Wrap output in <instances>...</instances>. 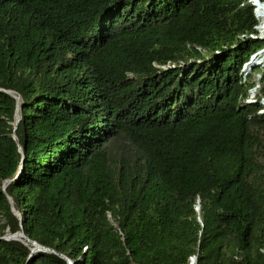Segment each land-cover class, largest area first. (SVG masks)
Returning a JSON list of instances; mask_svg holds the SVG:
<instances>
[{
	"label": "trees",
	"instance_id": "16d2710c",
	"mask_svg": "<svg viewBox=\"0 0 264 264\" xmlns=\"http://www.w3.org/2000/svg\"><path fill=\"white\" fill-rule=\"evenodd\" d=\"M256 23L248 0H0V264H67L20 225L73 264H264Z\"/></svg>",
	"mask_w": 264,
	"mask_h": 264
},
{
	"label": "water",
	"instance_id": "95a60500",
	"mask_svg": "<svg viewBox=\"0 0 264 264\" xmlns=\"http://www.w3.org/2000/svg\"><path fill=\"white\" fill-rule=\"evenodd\" d=\"M9 94H11L15 99H16V110H15V114H14V124H13V135H12V138L13 139H16V136L14 134V129L16 128V125H17V122L19 120V116H18V113H17V108H18V103H19V97L17 95H14L13 92L11 90H5V89H1ZM19 150L21 151V148L20 146L18 147ZM14 179V178H13ZM11 179V180H13ZM8 180H5L2 184V191L5 193V187H6V184H7ZM7 196V199L10 203V208H11V211L13 212V214H15L18 218H20V214L19 212L14 209L13 205H12V199L9 195H6ZM199 210V205L197 203V205L195 206V211L198 212ZM20 233V236H22L25 240H27L30 244H31V249H30V254L28 256V259H30V255L33 253V252H36V251H46V252H52L56 255H58L60 258H62L63 260H65V262L67 264H73V261L70 260L68 257H66L64 254L62 253H58L56 252L55 250L49 248V247H46V246H43L41 244H39L38 242L34 241V240H30L25 234L24 232L22 231L21 229V225H20V230L17 231V232H14V233H10L9 235L7 236H3L4 239L6 240H9V239H17V240H22L20 239L19 237H16L17 235H19ZM189 260H193L194 261V264H197L196 260L194 257H189Z\"/></svg>",
	"mask_w": 264,
	"mask_h": 264
},
{
	"label": "built area",
	"instance_id": "2783aa9c",
	"mask_svg": "<svg viewBox=\"0 0 264 264\" xmlns=\"http://www.w3.org/2000/svg\"><path fill=\"white\" fill-rule=\"evenodd\" d=\"M248 2L253 6V14H254V17H255V19L257 21L256 25L254 26V29L257 32L256 34L260 37V35H259V33H260L259 31H261V29L259 28L260 19H259V16L257 14V12H258L257 9H258V3H260L261 1H259V0H248ZM261 3H263V2H261ZM262 31H264V29ZM261 37H263V36H261ZM259 51L260 50H258L256 52H254L253 54H251L250 57H249V60L242 64L240 75L242 76L243 80L246 77V74H247V73H245L246 71H250V70H252L253 67H257L256 64H252L251 61H252L253 57H257L258 56L257 54H258ZM253 93H255V92H253ZM253 93H251L250 90L248 91V96L244 99V103H256V102H258L263 107L262 109L258 110V112L261 113L264 110V98L261 97L262 100H260V98L257 100L256 94H253Z\"/></svg>",
	"mask_w": 264,
	"mask_h": 264
},
{
	"label": "rangeland",
	"instance_id": "374dc122",
	"mask_svg": "<svg viewBox=\"0 0 264 264\" xmlns=\"http://www.w3.org/2000/svg\"><path fill=\"white\" fill-rule=\"evenodd\" d=\"M264 3V2H263ZM259 35L260 37L263 36L264 37V31H259ZM257 33V32H256ZM263 51H259L258 52V56L254 59V61L256 62V66L257 68L255 70H250V71H246L245 73H247L246 75L247 76H250V80L253 81L255 83V86L251 89H249L251 91V93L253 94H256L257 93V89L256 87L258 86L257 85V82H258V79L260 78L261 76V73L264 72V49H262ZM255 62H253L255 64ZM260 100H262V98H260ZM198 221H200L199 218H197ZM10 233L7 232L5 234V236L9 235Z\"/></svg>",
	"mask_w": 264,
	"mask_h": 264
},
{
	"label": "bare ground",
	"instance_id": "6f19581e",
	"mask_svg": "<svg viewBox=\"0 0 264 264\" xmlns=\"http://www.w3.org/2000/svg\"><path fill=\"white\" fill-rule=\"evenodd\" d=\"M258 12H257V14H258V16H259V19H260V25H259V28L261 29V30H263L264 29V3H258ZM261 51H263V50H261ZM258 55V54H257ZM256 57H253V59H252V61H251V63L252 64H254L253 62H255L254 61V59H255ZM255 64H256V62H255ZM16 237H19L20 239H22V240H24V242H26V243H29L27 240H25L22 236H20V233H19V235H17ZM187 264H194V261L193 260H189L188 261V263Z\"/></svg>",
	"mask_w": 264,
	"mask_h": 264
}]
</instances>
